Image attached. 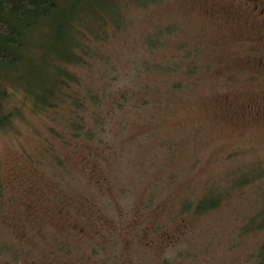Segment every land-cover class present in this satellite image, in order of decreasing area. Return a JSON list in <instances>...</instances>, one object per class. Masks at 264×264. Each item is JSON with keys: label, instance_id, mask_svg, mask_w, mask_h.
<instances>
[{"label": "rangeland", "instance_id": "rangeland-1", "mask_svg": "<svg viewBox=\"0 0 264 264\" xmlns=\"http://www.w3.org/2000/svg\"><path fill=\"white\" fill-rule=\"evenodd\" d=\"M130 1L137 7L101 46L103 58L92 60L91 71L75 68L81 81L87 75L95 92L109 81L150 95L135 78L137 66L153 68L152 60L175 54L193 59L197 78L168 91L160 72L153 73L159 97L168 96L154 108L105 98L112 114L103 135L108 148L93 150L84 139L62 143L60 135L71 133L66 109L41 114L34 93L25 95L31 84L38 94L43 83L56 86L54 66L70 61L37 54L19 67L16 85L8 75L0 117L16 112L0 126V264L50 257L59 264H261L264 15L250 13L247 3L264 0ZM159 26L176 33L148 50ZM65 36L69 50L75 42L90 45L82 34ZM78 47L70 54L77 61ZM112 65L120 73L105 80ZM202 196L223 201L185 210V201Z\"/></svg>", "mask_w": 264, "mask_h": 264}, {"label": "trees", "instance_id": "trees-1", "mask_svg": "<svg viewBox=\"0 0 264 264\" xmlns=\"http://www.w3.org/2000/svg\"><path fill=\"white\" fill-rule=\"evenodd\" d=\"M147 5L145 4L143 7H147ZM131 6L137 7L130 0H98L97 2L95 0H0V110L3 108V100L8 99L10 93L8 83L15 84L19 67L24 66L30 56L37 54H44L47 59L53 56L57 58L58 62L70 61L71 64L70 67L64 66L61 69L54 66L58 68L59 76L55 77L57 85L53 88L43 83L39 89L41 92L38 94L36 90H33L31 84L30 93L25 94L30 96L32 95L31 92L34 93V109L41 114L45 113L47 115L49 113L56 116L62 110L66 109L68 111L70 127H67L71 131V139L60 135L62 143H71V141H77L78 138L90 141L88 146L93 150L100 148L107 150L108 147L105 146L106 142H104L105 137L103 135L107 130L106 120L112 114H110V104L107 105V101H104L105 104L102 103L105 98H116L115 102L120 107L123 104H131V101L138 105L150 103L151 108H154L159 100L162 102L161 105L165 104L168 96L167 98L164 95L159 97L157 92L161 89L156 84L161 82L157 81L155 87L151 75L160 72L159 75L163 78L162 84L165 85V89L168 91L173 90V88L178 89L187 78L193 80L197 78V65L191 57L181 58L178 54H175L173 57L159 60V62L152 60L158 63L153 68L146 66L145 63L137 66L140 69L139 75L135 78L141 81L140 85L143 84V89L153 91L150 95L146 92L137 93V90L128 93L127 90L110 86L109 84L113 83L109 81L105 85H101L102 87L100 86L95 92V88L90 85L92 83L88 81L87 75L83 78L85 82H82L77 76L76 67H83L91 71L92 60L103 58L104 51L101 52V46H104L111 33L114 34L118 29L124 28L122 26L124 24L121 22L126 13H131ZM87 22L96 24L90 26L86 25ZM84 29L87 31L86 34ZM156 29L158 33L154 35L155 38L151 39L150 46L146 47L148 50L163 47L162 45H166L170 37L176 33L172 31L170 26ZM68 33L82 34L83 39L88 40L90 43L89 45L86 42H77L79 47L76 42L73 43V46L78 47V49L81 48L83 51L81 56L78 55V61L70 58L73 46L71 50L67 47L68 38L65 34ZM40 38L43 40L39 41ZM45 41L47 42L44 45ZM95 41L98 47L96 53L90 47L92 46L91 43H95ZM178 41L181 40L178 39ZM180 47H183V44L178 46L177 50ZM177 56L181 58L179 61H176ZM71 66L74 67L71 68ZM13 69H17V73H12ZM68 69L74 71V73L72 74ZM119 70L120 68L118 69L117 66L112 65L106 72L105 80L109 76H112L114 80L116 78L115 74ZM149 70L151 74L145 75L144 73ZM8 75L13 76L11 82L8 81V78L6 79ZM63 75H68V77L64 78ZM166 93L169 95L167 91ZM134 97L136 99L132 100ZM15 112L13 108L9 109L8 112H2L0 126L2 127L9 116ZM71 144L73 146V143ZM2 184L1 182L0 187ZM221 202L216 196L210 197V199L202 196L200 201L192 205L185 201L184 208L185 210L202 211L205 208L215 207ZM258 253L259 262L264 264V250L261 249Z\"/></svg>", "mask_w": 264, "mask_h": 264}, {"label": "flooded vegetation", "instance_id": "flooded-vegetation-1", "mask_svg": "<svg viewBox=\"0 0 264 264\" xmlns=\"http://www.w3.org/2000/svg\"><path fill=\"white\" fill-rule=\"evenodd\" d=\"M247 6L249 7V11L250 13L252 14H259L260 16L264 15V4H260L259 2H253L251 3V5L249 3H247ZM262 63V66H264V60H261L260 61ZM249 107H254L253 104L249 103L248 104ZM259 109L264 111V100L262 101V104L259 106ZM24 264H59V262L57 261L56 258H49L48 260L46 261H42V262H39V261H27L26 263ZM63 264H75L73 262H67L66 263H63Z\"/></svg>", "mask_w": 264, "mask_h": 264}]
</instances>
